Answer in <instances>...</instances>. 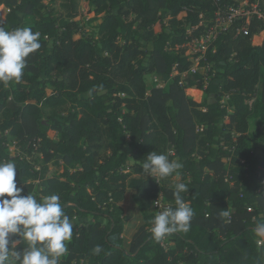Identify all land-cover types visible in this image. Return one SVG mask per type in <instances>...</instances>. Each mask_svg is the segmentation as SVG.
<instances>
[{
    "label": "trees",
    "instance_id": "obj_1",
    "mask_svg": "<svg viewBox=\"0 0 264 264\" xmlns=\"http://www.w3.org/2000/svg\"><path fill=\"white\" fill-rule=\"evenodd\" d=\"M46 1L0 0V27H30L42 45L19 83H0V161L15 163L22 195L57 194L70 219L86 220L60 264H264L254 233L264 219V131H251L253 120L264 124V42L253 44L260 21L222 33L201 61L207 79L184 80L193 64L186 45L236 0H84L85 13L101 22L78 40L81 0H62V11ZM173 74L167 88L146 81ZM191 88L202 92L200 102L187 95ZM12 147L21 154L13 157ZM153 151L182 168L147 177L142 164ZM180 182L194 210L190 229L157 241L153 201L162 194L174 206ZM128 189L143 215L129 249L120 206Z\"/></svg>",
    "mask_w": 264,
    "mask_h": 264
},
{
    "label": "clouds",
    "instance_id": "obj_2",
    "mask_svg": "<svg viewBox=\"0 0 264 264\" xmlns=\"http://www.w3.org/2000/svg\"><path fill=\"white\" fill-rule=\"evenodd\" d=\"M40 39L41 33L30 27H0V83L21 81L26 58L41 48ZM181 168L177 159L157 151L147 154L142 164L147 177L161 179ZM16 176L14 162L0 161V264H60L73 237V219L65 213L57 194L42 201L31 194L22 195L24 189L18 186ZM187 192V184L174 185V206L165 207L151 220L153 239L159 241L169 234L189 231L194 210L182 195ZM154 204L159 208V199ZM222 215L230 218L228 211ZM254 233L258 242L264 243V219L257 222ZM22 242L26 247L17 250ZM92 252L98 255L102 247L96 245Z\"/></svg>",
    "mask_w": 264,
    "mask_h": 264
},
{
    "label": "built area",
    "instance_id": "obj_3",
    "mask_svg": "<svg viewBox=\"0 0 264 264\" xmlns=\"http://www.w3.org/2000/svg\"><path fill=\"white\" fill-rule=\"evenodd\" d=\"M263 3V0H236L233 4L220 6L214 13V20L212 23L206 24L204 22L202 24L205 28V33L200 38L192 40L186 45L187 50L190 51L188 53L193 59V64L188 71V75H191L192 77L197 74L205 75L200 71L204 68V66H201V61L205 60L208 49L222 33H226L235 24L243 21L242 25L237 28L238 33L247 32L251 22L254 19H257L262 25V33L264 35ZM262 33L260 35H262ZM189 48L193 50H190ZM154 77L155 81L158 82L159 77L162 76L154 75ZM156 87L164 88L161 83L156 84ZM158 199L160 204L159 208L154 204ZM153 206L155 208L154 212L158 214L159 211H162L165 207L170 205L165 202L163 195L160 194L158 198L153 201ZM167 245L168 244L166 243L163 244L165 247H167Z\"/></svg>",
    "mask_w": 264,
    "mask_h": 264
},
{
    "label": "rangeland",
    "instance_id": "obj_4",
    "mask_svg": "<svg viewBox=\"0 0 264 264\" xmlns=\"http://www.w3.org/2000/svg\"><path fill=\"white\" fill-rule=\"evenodd\" d=\"M83 2H84V0H81L80 11H79V14L76 18V21L78 23V29L73 35V38L75 40L81 39V38L89 36L91 34H96L97 27L101 22L100 20L93 21L92 19L94 16L93 15H87L85 13V9L83 7ZM46 3L51 4V0H47ZM62 3H63L62 0H56V2L51 4V7L54 8L55 10L62 11V9H61ZM213 20H214V15L211 16L210 18L205 19L204 22L206 24H210V23H212ZM263 42H264L263 33H262V35H256L253 38V44L256 46H258V45L260 46ZM190 50H193V49H190ZM188 52H190V51H188ZM196 64H197V62H196ZM200 71H201V73L205 74L203 76L205 77V79H207V77L209 75V71H210V66H206L203 69H201ZM175 75L176 74H173L169 78L163 77V76L159 77L158 82L155 81L154 75H147L146 81H147L150 88H153L158 83H161V85L164 88H167L169 86L170 81L172 79H174ZM187 76L192 77V76L188 75V72H186L185 74L182 75V78L185 80L187 78ZM192 78H194V77H192ZM187 95L190 98L195 99L196 101L200 102L202 100V92L197 90L196 88H191V90L188 89ZM91 96H92V94H85V95H82L81 97L83 98V97H91ZM253 101L254 100L250 101L249 103L252 104ZM251 131L252 132L264 131V124H260L258 120H253L252 126H251ZM49 135H50V137L55 138V132L54 131H50ZM11 154L13 157L18 156L19 154H21V149L19 147H12L11 148ZM54 171H55L54 168L50 169L51 174ZM155 178H157L158 180L160 179V177H155ZM173 180L175 182H179L180 178L175 177ZM135 192H136L135 190L128 189L125 193L124 200L120 203V206L123 208V211H124V216L127 217L126 218V225H127L128 229L125 228V232L123 235L125 245H127L126 244L127 241L131 238V236L133 234L132 228H130L127 223L131 222L130 220H133V223H135L134 225L139 226L140 219L143 222V215H142L139 207L135 204V202L133 200V195ZM152 211H155V208L153 205H152ZM128 215H129V218H128ZM73 222H74V227H75V226L84 224L86 222V220L85 219H76ZM126 229H127V232H126ZM126 247H127V249H129L128 245Z\"/></svg>",
    "mask_w": 264,
    "mask_h": 264
},
{
    "label": "crops",
    "instance_id": "obj_5",
    "mask_svg": "<svg viewBox=\"0 0 264 264\" xmlns=\"http://www.w3.org/2000/svg\"><path fill=\"white\" fill-rule=\"evenodd\" d=\"M191 90V89H190ZM128 218H129V215H128ZM131 222H129V223H127L128 225H129V227L130 228H132V231H133V234H132V236H131V238L127 241V245L129 246V248H130V246L132 245V240H133V237H134V235H135V233L138 231V229L143 225V222L141 221V219H140V224H139V226H136V225H134L135 223H133V220H130ZM125 228H127L128 229V227H127V225L125 224ZM127 229H126V232H127ZM125 232V231H124ZM124 235V234H123ZM127 245H125L124 244V246L126 247ZM127 248V247H126Z\"/></svg>",
    "mask_w": 264,
    "mask_h": 264
}]
</instances>
